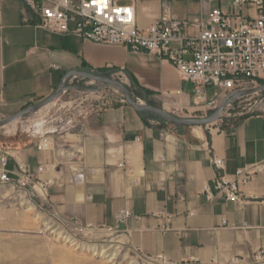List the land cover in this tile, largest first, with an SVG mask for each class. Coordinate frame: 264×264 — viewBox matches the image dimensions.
Listing matches in <instances>:
<instances>
[{
    "label": "crops",
    "instance_id": "crops-1",
    "mask_svg": "<svg viewBox=\"0 0 264 264\" xmlns=\"http://www.w3.org/2000/svg\"><path fill=\"white\" fill-rule=\"evenodd\" d=\"M209 1L228 11L222 0ZM134 5L140 27L159 15V0ZM171 8L178 18L195 21L201 6L199 0H171ZM102 68L130 74L159 108L175 110L176 116L211 111L215 89L205 86L195 94L167 60L49 31L37 25L21 0H0V111L17 112L48 97L69 71L92 74ZM73 79L81 78L67 81ZM84 107L67 121V129L38 128L29 145L13 150L30 171L44 167L38 178L49 181L46 200L58 214L120 233L137 253L172 264H243L264 251V173L242 189V200L228 202L213 190L216 172L210 165L217 154L225 164L217 173L233 176L263 160V114L221 119L212 128H168L122 100ZM42 136L50 145L37 151ZM79 161L94 171L70 184V169ZM7 168L16 169L12 158ZM204 186L214 193L212 199L202 193ZM122 208L131 215L116 223L114 215Z\"/></svg>",
    "mask_w": 264,
    "mask_h": 264
},
{
    "label": "built area",
    "instance_id": "built-area-1",
    "mask_svg": "<svg viewBox=\"0 0 264 264\" xmlns=\"http://www.w3.org/2000/svg\"><path fill=\"white\" fill-rule=\"evenodd\" d=\"M21 1L44 29L70 33L97 44L146 51L167 60L180 80L193 85L195 94H200L205 86L215 89L214 98L208 103L210 110L216 108L220 92L228 94L242 89L244 84L264 83V0H230V11L211 6L209 0H199L201 9L195 21L175 16L171 0H159V15L146 27L137 23L135 0ZM123 1L129 3L122 4ZM71 23L73 27L69 26ZM66 91L65 88L63 93ZM49 145V137L42 136L36 150ZM10 158L15 162V170L7 168ZM210 165L216 172L213 190L228 202L242 200V189L264 173V159L238 168L233 176L217 173L225 166L217 154L211 155ZM43 170V166H38L36 172L30 171L13 150L0 152V185L30 191L46 199L49 181L38 178ZM70 170L73 172L68 178L70 184L75 177L94 171L82 161ZM202 193L208 199L214 196L208 186H204ZM130 215L128 209L122 208L114 220L124 223ZM252 258L256 262L264 261V251L254 253ZM160 261L172 264L165 259Z\"/></svg>",
    "mask_w": 264,
    "mask_h": 264
},
{
    "label": "rangeland",
    "instance_id": "rangeland-1",
    "mask_svg": "<svg viewBox=\"0 0 264 264\" xmlns=\"http://www.w3.org/2000/svg\"><path fill=\"white\" fill-rule=\"evenodd\" d=\"M222 2L221 7L230 11V0H222ZM193 5L192 3L191 6ZM110 78L118 79L130 87L125 74L120 71L111 74ZM74 80L76 79L65 83V87L73 88L63 93L53 103L0 128V152L19 150L29 145L32 140L31 133L38 128L53 126L59 130L67 129V121L77 117L79 114L77 110L81 112L85 105L88 107V104L95 101H104L108 104L115 100L124 102L120 91L112 86L84 79ZM254 86L257 85L244 84L243 88ZM131 92L133 98L137 97L135 88ZM222 94L225 96L227 93L222 91L219 95ZM149 96L147 100L138 97L137 99L159 107ZM213 110L204 113V116L198 112L178 111L177 113L184 118H203L209 116ZM173 111L176 113L175 110ZM13 113L15 112L8 113L1 110L0 119ZM250 114L264 115V91L233 101L223 110L220 119L242 118ZM218 121L208 125L207 128H212ZM160 123L168 128L171 127L164 120ZM28 205H33V210H30ZM62 233L67 235V238H61ZM114 240H120V243L116 244L120 247V251L118 250L117 256L110 261L108 255L113 251L110 247L115 245L112 242ZM104 250H107V253L103 252ZM0 264L163 263L160 259L137 253L120 233L73 223L71 218L58 214L46 199L37 197L30 191L23 192L0 185ZM243 264H264V261L256 262L251 257L249 262Z\"/></svg>",
    "mask_w": 264,
    "mask_h": 264
},
{
    "label": "water",
    "instance_id": "water-1",
    "mask_svg": "<svg viewBox=\"0 0 264 264\" xmlns=\"http://www.w3.org/2000/svg\"><path fill=\"white\" fill-rule=\"evenodd\" d=\"M71 77H75V78L78 77V78L85 79L88 81L98 82L104 85L112 86L120 91L124 102L130 107H132L135 111L151 113L157 117L162 118L165 121V123L173 125V126H177V127H192V126L209 125L219 120L220 115L223 112V110L228 105H230L233 101L239 98H243V97L250 96V95L264 91V83L259 84L254 87L234 90L232 92H229L222 98L218 106L212 111V113L209 116L203 117V118H184V117L176 116L174 114L166 112L162 108L155 107V106L140 102L138 101V99L132 98L128 88L126 87V84L121 82L118 79L100 77V76H96V75H93L87 72L72 70V71H69L67 74H65L57 90H55L51 95L40 100L39 102L26 106L25 108L15 112L14 114H11L10 116L0 119V128L4 127L7 124L14 122L15 120L19 118L26 116L29 113H35L39 111L40 109L44 108L45 106L51 104L55 100H57L63 94V91L66 88L65 82L67 81V79Z\"/></svg>",
    "mask_w": 264,
    "mask_h": 264
},
{
    "label": "trees",
    "instance_id": "trees-1",
    "mask_svg": "<svg viewBox=\"0 0 264 264\" xmlns=\"http://www.w3.org/2000/svg\"><path fill=\"white\" fill-rule=\"evenodd\" d=\"M118 70H115V69H110V70H108V69H105V68H102V69H99V70H95L94 72H92V74L93 75H96V76H100V77H108V78H110V76H111V74H113V73H115V72H117ZM126 75V77L128 78V80H129V83H130V87H128L127 85H126V87L128 88V90H129V92H130V95H131V90L133 89V88H135L136 89V91H137V94H136V96L138 97V98H140V99H142V100H147V96L148 95H151V93H149L148 91H146V90H144L143 88H141V87H139L136 83H135V80L133 79V77L130 75V74H125ZM132 97V96H131ZM137 97H134V99H137ZM133 98V97H132ZM147 104H150V103H147ZM142 114H144V115H147V116H154L153 114H151V113H148V112H141ZM154 117H156V116H154ZM156 118H158L159 120H161V121H163L162 120V118H160V117H156Z\"/></svg>",
    "mask_w": 264,
    "mask_h": 264
},
{
    "label": "bare ground",
    "instance_id": "bare-ground-1",
    "mask_svg": "<svg viewBox=\"0 0 264 264\" xmlns=\"http://www.w3.org/2000/svg\"><path fill=\"white\" fill-rule=\"evenodd\" d=\"M53 103V102H52ZM46 107V106H45ZM28 207H29V209L30 210H33V208H34V206L33 205H28ZM62 232H64V231H62ZM60 237L61 238H67V235L65 236L63 233L60 235ZM113 243H115V245H112L110 248H112L113 249V251L112 252H110V254L108 255V257L110 258V261L115 257V256H117V254H118V252L120 251L119 250V246L118 245H116V244H118V243H120V240H117V241H112ZM109 248V249H110ZM119 250V251H118ZM103 252H106L107 253V250H104Z\"/></svg>",
    "mask_w": 264,
    "mask_h": 264
}]
</instances>
